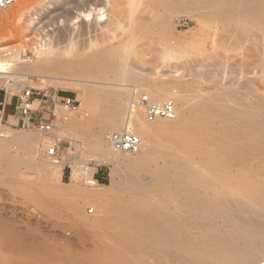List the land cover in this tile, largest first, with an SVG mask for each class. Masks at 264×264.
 I'll return each mask as SVG.
<instances>
[{"label":"bare ground","instance_id":"obj_1","mask_svg":"<svg viewBox=\"0 0 264 264\" xmlns=\"http://www.w3.org/2000/svg\"><path fill=\"white\" fill-rule=\"evenodd\" d=\"M66 1L58 0V3L63 6L61 7L58 4L57 6L61 8H56L58 10L52 12L51 19L47 18L48 21L54 22L56 19H61V22L67 24L76 22L80 17L85 18L87 21L91 18L90 23H93V26L90 28L92 32L100 31L101 33L97 42L90 41V45L85 48H75L73 47L74 43H72L70 52L65 51L59 54H55L49 48L44 52L39 51L38 56L40 59L37 57L40 60V64L38 63L39 70L38 68L36 70L27 68L28 64L25 65L24 63V65L18 64L19 66L17 65L15 68V70H28L29 74L24 75L5 72L2 67V62H6L4 59V61H0V85L12 88L13 81L17 77H21L22 82L28 83V85H31L30 78L33 77L39 80L42 87L49 85L50 77L40 73L66 75L76 80L83 78L92 81L101 75L105 76V74L110 73L115 81L128 78L134 82L137 74L134 70L136 68L130 63V58L136 57V60H138L140 41L152 34V31H158L157 34H160L161 29L166 27V20L169 18L168 13L175 14L174 12L182 8L186 10L196 9L201 11L203 15L209 14V17L218 20H229L237 17L236 25L239 31H236L234 35L235 45L232 49L240 48L244 52L239 53V64L238 62L235 63L234 58V61H228H232L235 64L233 66L236 68L239 66L242 70V72H235L236 74L239 72L241 74L248 73L249 69H252L254 74L253 65L261 68L264 73V45L261 43V39L264 41V0H121L117 2L114 13L111 11L113 17L108 16L109 10L106 3H100L97 0H79L80 3L72 1L67 3ZM119 9L121 11L117 12ZM103 20L104 22H102ZM245 21H249L253 27L259 28L263 36L260 38L251 30L243 28ZM243 29L247 30L252 38H245L242 33ZM118 30H121L120 34H118ZM114 41L115 43H113ZM225 45L224 43L223 46ZM228 48L226 51H228ZM69 54L71 55L69 60L59 59L60 56L67 57L66 55ZM220 60L223 59L220 58ZM226 60L225 62H227ZM212 62L214 61H210V67L215 63ZM225 62L221 63L220 67L224 66ZM228 64L226 63L227 66ZM208 67L205 71L211 69H208ZM224 67L222 68H226L225 72L231 69L230 66L229 68ZM235 67H232V69L235 70ZM218 68L219 66L210 71L215 72L219 69L223 71L222 68ZM220 71L217 72L220 75L217 76L216 74V78L220 76L219 79L223 81L226 79V74H230V76L232 74L230 71L225 73V76L222 74L224 76L222 79V72ZM212 72H207L205 75L203 73V75L213 77L214 73ZM250 73L248 74L250 75ZM248 74H244L246 78L249 76ZM140 77L138 76V78ZM212 77L211 79H213ZM249 79L243 81L244 84L239 85V88H237L235 86L236 81L234 82L235 77L234 80L231 78L226 87L233 86V88L225 89L224 87V89H221V86H212L213 90L207 94L197 90L196 82L194 84L185 82L184 85L181 83L183 86L179 84L181 86L179 89L182 90V93L179 94L180 90L175 88L179 90V93H175L173 96L176 104L173 101L174 99L159 100L163 95L168 94L167 86L152 81L149 82L145 79L147 80L146 84H149L148 88H152V90L149 88L147 91L150 93H147V99L151 103L171 101L175 115L173 118H156L149 121L143 107L146 119H142L138 113L130 120L136 128L137 135H135L139 139L141 138L140 147L135 153L124 152L119 149L123 155L120 159H117L115 167L126 170L123 189H128L129 185L134 182L140 185L143 190L138 196L144 197L146 193H156L158 197L155 195L154 200L155 198L158 199L154 201L152 196L145 195L146 198L151 197L152 199L142 201L141 205L138 204V209L135 210H132V208L131 210L127 209L124 200L119 201L120 203L106 204L107 202L102 203L100 199V203L97 201L98 204L95 205L100 213L108 214V212H111V214L116 215L122 212L127 215V220L120 222L119 219H116V216L110 214L113 218L99 219L103 221H100L101 223L99 222L95 227L101 233L109 228H115L119 232L111 234L106 232L107 234L98 239L99 243H97L98 240L95 241L98 244L94 246L96 247L95 250L93 249L92 253H87L88 255H85V257L80 256L81 259H75V257L64 261L56 258L57 256H53L54 259H51V256L50 260L49 258L47 260L41 253H38L39 251L30 250L33 253H31L32 259L22 260L20 264H84L90 259H96L100 264H166V261L167 264H259L262 260L264 261V181L262 180L264 178H259L261 176H259L260 171L258 170L264 164V99L261 100L259 97L258 100L257 98H255L256 100H248L250 96L254 95V84L252 82L254 78ZM114 80H111V84ZM196 80L197 77L194 81ZM221 80H219L220 85H222ZM136 81L140 80L136 79ZM194 81L192 80V82ZM69 83L71 84V82ZM219 83L216 82L218 85ZM58 85L57 83L55 86ZM64 85L66 86L65 83ZM172 86H176V84ZM116 88H118L116 91H113V89L108 90L103 97V104L115 108L113 110L114 116L108 120L109 127L112 129H118L124 122L122 108L125 107L124 104L129 101L130 97L123 84H116ZM134 88L144 91V88L138 84ZM24 89L26 88L20 90ZM81 89L83 95L80 109L83 111L84 106L93 109V89L88 87H82ZM133 101L136 100L133 99ZM221 101L225 103L220 104ZM138 104L141 105L140 100ZM159 119H164V123L165 120H168V123L175 125L176 128H174L177 129V134L172 138H170L171 135L169 136V146L166 147L171 150L166 151L167 153L162 152L163 155L160 153L161 156H159L158 162L153 160V155H157L160 151H157V154L154 151L155 143L147 129L146 120L150 124L156 123L157 126ZM91 125V119L79 123L72 121L62 127L61 133L70 128H76L80 133H85ZM56 127H58L59 132L60 125ZM91 137L93 139L92 147L98 148L101 154H110L116 159L117 146L113 142L110 140H107V143L102 142L98 134ZM23 138H20L21 142H23ZM24 140L27 141V138ZM115 152L116 154H114ZM131 154H137V157L135 155L136 158L133 159L130 157ZM8 160L11 162L10 159ZM41 163L35 162L29 157L21 158L19 161L11 162L6 168L4 167L2 170L3 175L8 179H12L14 174L17 175L16 170L19 165L24 166L27 171L32 170L36 173H42L46 168ZM100 163L96 162V164ZM54 164H59V161L54 160ZM45 167L47 166L45 165ZM263 168H260L262 172H264ZM1 169L0 167V172H2ZM132 170L137 171L143 177L142 182L140 176L139 178L134 177ZM262 174L264 175V173ZM92 183L94 182L92 181ZM14 190L16 191V188ZM26 190L24 191L26 192ZM120 191L123 192V190ZM89 194L92 193L87 195L90 196ZM106 194L108 195V192ZM109 195L111 196V194ZM111 201L113 202V200ZM111 201L109 202L111 203ZM98 205L99 207H97ZM138 212H140V216H137ZM105 214L103 217H105ZM89 231L91 232V230ZM10 242L12 241H8V244ZM112 256L114 259H111Z\"/></svg>","mask_w":264,"mask_h":264},{"label":"rangeland","instance_id":"obj_2","mask_svg":"<svg viewBox=\"0 0 264 264\" xmlns=\"http://www.w3.org/2000/svg\"><path fill=\"white\" fill-rule=\"evenodd\" d=\"M71 1L80 3L79 0H67L66 2L69 3ZM118 1L121 0H97V2L107 4L105 5L109 10L108 16L110 17H113V13L116 9V4ZM58 4V0H23L5 10L0 11V61H4V59L6 60V62H2V67L5 72L20 75H24L27 73L29 74V71L25 69L15 70L17 65L20 63V65L28 64L27 68L35 70L38 68L39 70L40 58L38 55L40 54V52L46 51L47 48H49L55 54H59L65 51L70 52L72 43H74L73 47L75 48H85L90 45V41H93L95 43L97 42L98 37H100L99 35L101 33L100 31L92 32L91 28L93 26V23H90L91 18L87 21L85 18L80 17V19H78L76 22H69L67 24L61 22V19H56L54 20V22L51 20L48 21L47 18L51 19L50 16H52V12H54V10H58L56 8L63 6L60 4V6H57ZM86 8L88 9L89 7ZM120 11L121 9L117 10V12ZM174 13L175 14H173L172 12L168 13L169 21L166 20V29H161L160 34H157L158 31H152V34H149L148 37L146 36L143 41L141 40L142 42L140 41L138 45V60H136V57H131V61L128 59L131 65L137 69H134L135 73L137 74L135 78L140 81H136L135 79L136 82H132L128 78H124L120 81H115L111 76L112 74L110 75V73L105 74V76L101 75L93 81L83 78H79L76 80L73 79V77L66 75L60 76L57 74L47 75L45 73H40L41 75L50 77L49 85L42 87L39 84V80L34 77L30 78L31 85L22 82V79H20L21 77H17V79L13 81L12 88H7L2 84L0 85V92H4L14 96H20V89L31 88L38 99L30 107L33 110V113H31L30 115L35 118V121H31V125L29 128H23L21 121H19L18 123L13 122L8 125L0 124L1 171L4 169V167L6 168L7 166H9L11 162L19 161L21 158L23 159L26 157L32 158L35 162L38 161V163L42 162L41 164L44 166V168H46L42 171V173H36V171L34 172L32 170L27 171L24 166L19 165V168L16 170L17 175L14 174L13 177L16 180H13V178L8 179L5 175H3V171L0 172V264H20L22 260L27 261L29 259H32L31 255L33 253L31 251H39L38 253H41L42 256L47 260L48 258L50 260L51 256V259H54L53 256H57L56 258L62 259L64 261H68L69 258L71 259L75 257V259H81L82 256L85 257V255L87 256L89 253H92L93 249L95 250L96 247L94 246L98 245V239H100L104 234H107L106 232H109L110 234L119 232L115 228H109L101 233L100 230L96 228V224H98L100 221H103L104 219H111L113 218V216H116L117 218H114L119 219L120 222H124L125 220H127V215L122 212L118 213L122 218H120L118 214H111V212H108V214L102 212L100 213L98 208L96 209L95 206L98 204L97 201H99L100 203L101 199L102 203L107 202L106 204H113L116 202L120 203L119 201L124 200L126 208L128 207L127 209L131 210L132 208V210H135L138 209L142 201H146L147 199L149 200L151 198H148L149 196H152L153 199H151L154 200V197L157 196L156 193H146L145 195L148 196L147 198L145 197V195L144 197L138 196L142 193L143 190L140 185H137L134 182L132 185H129L128 189H123V186L125 185L124 173L126 170L124 171V169L121 167H115L117 164V159H120L121 155H123L118 148H116L117 154L116 152L114 153L116 154L115 159L112 155L110 156V154H101V151L98 148L91 146V144L93 143V139L91 136L95 134H98L100 140L104 143L108 142L106 136L110 133L130 131L137 135L136 128L134 127V124L130 122V120L132 119V117H134L135 114L138 113L142 119H146L144 108L138 104V101L141 100L142 96L146 97L147 93H149L147 91L150 87L148 88L149 84H146L147 80L149 82H156L159 85L168 87V94L163 95L159 100H173V96L175 95V93H179V90V94L182 93V90L179 88L183 86L185 82L193 84L196 82L197 90H200V92L203 91L205 94H207L210 93L213 90L212 88L215 86H221V89H224V87L225 89H227L228 87H226V84H228L231 78H233L234 80L235 77L234 82L236 81L235 86H237V88H239V85L244 84L245 80H248L250 78V75L253 71L252 69H249L247 71L248 73L251 72L250 75L248 73H244L249 75H247L248 77L246 78V75H244L243 73L241 74L242 70H240V67L237 65L239 67L238 70V67L236 68L235 66H233L235 64L232 62L235 59V63L237 64L239 56L241 54L240 52H244V50L240 48L232 49V47H234L233 45H235L234 35L236 31H239L236 25L237 17H233L229 20H218L209 17V14L207 13V15H203V13L199 10H186L183 8ZM102 22H104V20ZM243 28L251 30V32L259 35L260 38L261 36H263L261 30L257 27H253L251 22L249 21H245V24H243ZM247 30L242 31L243 36L247 39L252 38L251 34L247 33ZM118 32V34H120L121 30H118ZM113 43H115V41ZM224 43L227 46H223ZM261 43L262 45H264V41L262 39ZM226 47H229V53L228 51H226ZM233 55H235L236 57ZM66 56L67 57L60 56L59 59L63 60L64 58V60H69V56L71 55L69 54ZM222 56H225L227 60ZM228 56H231L232 59H229ZM220 58L223 60H220ZM224 59L227 62H225ZM132 60L134 61L132 62ZM228 60L232 61L230 62ZM210 61L215 62H212L214 63V65L212 64L211 67L209 66L211 64ZM217 61V64L219 65L216 64ZM223 62H225V64H223L225 67L229 68L230 66L231 68L228 71L226 70L227 72L224 71L226 69L224 66L222 67H224L225 69L220 67L222 65L221 63ZM228 62H230L231 64L229 63V65ZM226 63L228 64V66L226 65ZM239 63L240 62H238V64ZM34 65L35 67H37L35 68ZM231 65L232 67H235V70L232 69ZM218 66L219 68L223 69V71H220V69L218 68L219 71L222 72L221 76L222 74H224L225 76V73H229L230 71V73H232L231 76L233 77H231L230 74H226L225 78L227 80L224 79V81L226 80L225 83L223 80L219 79L220 76L219 78L217 77V79L216 74L217 76L220 75L219 73H217L219 71L214 70L215 72H212L210 70H213ZM206 67H208V69H211L205 71L207 70ZM253 68L255 71L254 74L252 73L249 80H252L254 78L252 81L254 84V97L250 96L248 100L251 101L255 98H257L258 100L259 97L261 98V100H263L264 73L262 69L256 67V65H253ZM237 71H241L238 73L239 75L235 73ZM207 72L214 73L213 77H211L213 79L216 78L217 80L215 79L214 82H212L213 79H211L209 75L205 77L204 75ZM138 76L142 77L138 78ZM224 76H222L221 78L223 79ZM228 76H230V78H228ZM196 77L197 80L194 81ZM111 80H114L112 84ZM192 80L194 82H192ZM198 80L201 81L198 82ZM219 80H221L222 85H220ZM51 81L53 82V84ZM69 82H71V84ZM216 82L219 83V85L216 84ZM57 83L59 85L55 86L57 85ZM64 83L66 84V86L64 85ZM181 83L184 84L182 85ZM116 84H123L126 88V91L129 93L128 96L130 97L128 99L129 101L124 104L125 107L123 106L122 108V117L124 118V122L118 129H112L109 127L108 120L110 119V117L114 116L113 110L115 108L111 105L103 104V97L105 93L108 92V90H118V88H116ZM125 84L130 85L127 87V85ZM137 84L140 87H143L144 91H139L137 88H134ZM175 84L177 87L172 86ZM179 84L181 86H179ZM82 87L93 89V109L84 106L85 109H83V111L80 109L77 113H70L66 111L59 103H57L54 107L53 104L50 103V101L48 104H45L43 102V100H47L48 95H51L56 100H58L59 97L61 98L71 96L75 98L81 105L83 95V90L81 89ZM229 88H233V86ZM150 89L152 90V88ZM133 99L136 101H133ZM173 101L176 104L175 99ZM223 102L221 101L220 104L225 103ZM53 107L55 110L54 117L49 111L52 110ZM94 113L96 116L94 115ZM89 119L92 120V125L85 133H80L76 128H70L69 130L62 132L63 134L61 133L62 127L68 125L70 122L73 121L79 123ZM50 120H54L55 124H53L52 126L53 129L45 131L40 128V122L47 123ZM161 120L162 119H159V122L157 123V126L159 127L156 126V123L153 122L150 124V122L146 120L148 125L147 129L152 137L153 142L155 143L154 151L156 152V154L157 151H160L157 154L158 156L155 154L153 155V160L158 162L159 156H161L160 153H167L171 150L169 147H166L169 146V136L171 135L170 138H172L177 134L175 125H173L172 123H168V120H165V123L164 119L162 121ZM55 125H60L59 132L58 127H56ZM55 131H57V133H55ZM20 138H23V142H28L24 144L23 142H21ZM26 138L27 141L24 140ZM31 139L34 140L31 141ZM17 140L19 141V143ZM53 144H57L58 146L56 155L49 154V150L50 148H52ZM133 155L131 154L130 157L135 159L137 157V154ZM4 156L7 157L5 158ZM13 158L17 159L14 160ZM8 159H10L11 162ZM54 160L59 161V164H54ZM96 162L101 163L96 164ZM45 165L47 167H45ZM262 167H264V164L258 168L260 173L259 171H257L260 174L259 176H261H257L259 178H264V175L262 174L264 172L260 170V168L262 169ZM97 169H101V171L104 173L103 180L101 181H97L94 176V173ZM132 174L134 175V177L137 176L139 178L140 176L141 182L143 181V177L138 174L137 171L132 170ZM1 177L3 178V180ZM262 180L264 181V179ZM92 181L94 183H92ZM12 182L13 184H11ZM42 186L44 189L42 188ZM15 188L16 191L14 190ZM114 189L117 191H115ZM24 190H26V192ZM80 190L82 191V193ZM120 190H123V192ZM107 192L108 195L111 194V196L109 195L110 197L106 194ZM110 192H112L113 194ZM88 193H92L91 195H89L95 197L92 198L88 196ZM81 194L85 196L82 197L83 195ZM96 196H99V198H97ZM88 198H91L94 201H92L91 199L89 200ZM157 199L158 198H155L154 201H156ZM111 200H113V202ZM109 201H111V203ZM97 207H99V205ZM74 208H76L77 210H75ZM97 211L99 212L97 213ZM138 213L139 214L137 216H140V212ZM97 214L98 216H100L98 217ZM104 214L105 217H103ZM110 214L113 216L111 217ZM88 229L91 230V232ZM93 235H96L97 237ZM96 240H98L97 243L95 242ZM8 241H12L13 243L10 242V244H8ZM27 253H29L30 255ZM111 259H114V257L112 256ZM10 260H13L12 263ZM262 261L259 264H264V261ZM167 263L168 262L166 261V264ZM84 264L100 263L96 259H90Z\"/></svg>","mask_w":264,"mask_h":264},{"label":"built area","instance_id":"obj_3","mask_svg":"<svg viewBox=\"0 0 264 264\" xmlns=\"http://www.w3.org/2000/svg\"><path fill=\"white\" fill-rule=\"evenodd\" d=\"M23 0H0V11L9 8L10 6L17 4ZM47 96V95H46ZM33 98V100H32ZM50 99V100H48ZM19 100V110L21 116V123L23 128H29L31 125V121H35L30 113V105L37 101L36 94L32 91V89H24L20 90V96H18ZM50 101L51 104L55 107L57 103L61 104L62 107L70 112L77 113L80 110V104L77 100L71 96L67 97H59L58 100L54 99L51 95L47 96V100H43L45 104H48ZM141 106L145 108L146 115L149 121H153L156 118H173L174 117V106L171 101H164L158 103H151L147 97L142 96L140 100ZM54 107L52 110H49L52 116H55ZM50 108V107H48ZM2 112H0L1 118ZM54 120H50L47 123L40 122V128L49 131L53 126ZM107 139L113 142L118 149L124 152H137L140 147V139L134 133L130 131H123L120 133H111L107 135ZM58 150L57 144H53L52 148L49 150L50 155H56Z\"/></svg>","mask_w":264,"mask_h":264},{"label":"crops","instance_id":"obj_4","mask_svg":"<svg viewBox=\"0 0 264 264\" xmlns=\"http://www.w3.org/2000/svg\"><path fill=\"white\" fill-rule=\"evenodd\" d=\"M18 104H19L18 96L9 95L7 93L0 92V112H2L0 118V124L8 125L13 122L18 123L20 121L21 116H20V110ZM33 104L34 103H32L30 107ZM31 113H33L32 109H31ZM94 176L97 179V181H101L103 180L104 173L101 171V169L100 170L97 169L96 172L94 173Z\"/></svg>","mask_w":264,"mask_h":264}]
</instances>
